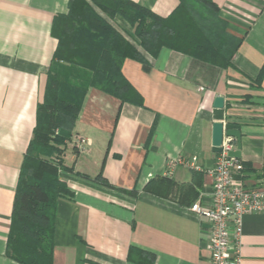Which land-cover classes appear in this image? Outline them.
Wrapping results in <instances>:
<instances>
[{
    "label": "crops",
    "instance_id": "0c3cea01",
    "mask_svg": "<svg viewBox=\"0 0 264 264\" xmlns=\"http://www.w3.org/2000/svg\"><path fill=\"white\" fill-rule=\"evenodd\" d=\"M69 1L0 0V264H20L6 253L13 200L57 45L52 22ZM132 1L162 17L179 3ZM213 2L240 39L226 67L167 47L152 56L123 19L106 17L147 61L121 66L143 105L87 88L59 171L70 194L56 200L52 264H208L209 223L190 206L210 202L215 121L240 132L237 182L264 184V0ZM191 156L199 169L166 174L170 158ZM241 264H264V212L243 217Z\"/></svg>",
    "mask_w": 264,
    "mask_h": 264
},
{
    "label": "trees",
    "instance_id": "16d2710c",
    "mask_svg": "<svg viewBox=\"0 0 264 264\" xmlns=\"http://www.w3.org/2000/svg\"><path fill=\"white\" fill-rule=\"evenodd\" d=\"M218 13L213 0H179L165 17L132 0H70L68 12L54 17L51 33L57 45L47 72L44 99L37 105L36 125L21 164L13 200L6 246L11 259L20 264H52L56 200L70 194L57 168L39 157L40 152L50 154L56 147L40 140L46 135L41 133L38 124L43 122L46 133L59 127L55 142H65L71 136L89 86L123 102L143 105L142 96L124 77L121 66L126 58L141 62L144 68L147 61L106 17L123 19L133 29L136 43L152 56L167 47L226 67L240 39L227 32V24ZM61 61L72 67H64ZM63 70L76 71L78 82H67L60 77ZM262 74L264 65L259 78ZM60 168L68 169L63 163ZM136 254L143 255L141 251L131 250L130 259L138 261ZM151 263L149 256L145 264Z\"/></svg>",
    "mask_w": 264,
    "mask_h": 264
},
{
    "label": "built area",
    "instance_id": "2783aa9c",
    "mask_svg": "<svg viewBox=\"0 0 264 264\" xmlns=\"http://www.w3.org/2000/svg\"><path fill=\"white\" fill-rule=\"evenodd\" d=\"M77 142L83 143L84 139ZM234 148L233 138L224 135L221 151L215 155L213 167L208 171L212 177L210 202L203 206L198 198L190 206L192 212L209 223L208 264H241L243 217L248 213L264 212V184L244 186L237 182L238 159L227 155ZM196 161V156L170 158L166 174H172L178 165L199 169Z\"/></svg>",
    "mask_w": 264,
    "mask_h": 264
},
{
    "label": "rangeland",
    "instance_id": "374dc122",
    "mask_svg": "<svg viewBox=\"0 0 264 264\" xmlns=\"http://www.w3.org/2000/svg\"><path fill=\"white\" fill-rule=\"evenodd\" d=\"M55 63H57V62H55ZM60 63H61V65H63L66 68H71L72 67L71 64H69V63H67L65 61H61ZM59 76L64 78L65 81H67V82H70V81L71 82H73V81L74 82H78L77 80L79 78V75H76V71L75 72L74 71L73 72H65L63 70V72L60 73ZM38 127H39V130H41V133L43 135L45 133V135H46V137H41L40 140L43 143H46L48 146L56 147V150L52 151V153H50V154L40 152L39 153V157L42 158V159H45L46 161L51 163V165L55 166L57 168L58 173H59V171L61 170L60 166H61V163H62V156H63L64 150H65L66 145L69 142L70 138L67 139L65 142H62V143L59 144V142H55V139H56L57 134L59 132V127L55 128L54 130L49 131L47 133H46L45 125L43 124V122L39 123Z\"/></svg>",
    "mask_w": 264,
    "mask_h": 264
},
{
    "label": "water",
    "instance_id": "95a60500",
    "mask_svg": "<svg viewBox=\"0 0 264 264\" xmlns=\"http://www.w3.org/2000/svg\"><path fill=\"white\" fill-rule=\"evenodd\" d=\"M213 106L221 108L223 106V97L217 96L214 98ZM230 136L236 141V146L234 149L228 151L227 155L238 159L241 155V135L238 129L225 128L221 121H215L212 123V133H211V150L215 154L221 151V144L223 136Z\"/></svg>",
    "mask_w": 264,
    "mask_h": 264
}]
</instances>
